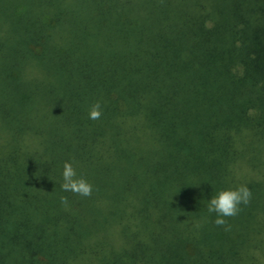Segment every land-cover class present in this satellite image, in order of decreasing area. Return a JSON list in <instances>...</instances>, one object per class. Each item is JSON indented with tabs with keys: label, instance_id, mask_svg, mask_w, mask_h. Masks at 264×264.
Instances as JSON below:
<instances>
[{
	"label": "trees",
	"instance_id": "1",
	"mask_svg": "<svg viewBox=\"0 0 264 264\" xmlns=\"http://www.w3.org/2000/svg\"><path fill=\"white\" fill-rule=\"evenodd\" d=\"M0 264H264V0H0Z\"/></svg>",
	"mask_w": 264,
	"mask_h": 264
},
{
	"label": "clouds",
	"instance_id": "2",
	"mask_svg": "<svg viewBox=\"0 0 264 264\" xmlns=\"http://www.w3.org/2000/svg\"><path fill=\"white\" fill-rule=\"evenodd\" d=\"M101 105L99 101L93 102L88 107L87 115L89 119H98L101 115ZM60 188L63 191H71L80 196L87 197L93 190L90 184L82 175H77L69 161H64L61 167ZM251 197V191L245 184L234 187H223L211 194L206 199L205 208L208 213H215L212 222L216 225H224L225 217H231L240 211L241 205H247ZM60 203L66 204V198L60 196Z\"/></svg>",
	"mask_w": 264,
	"mask_h": 264
}]
</instances>
